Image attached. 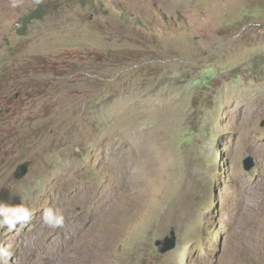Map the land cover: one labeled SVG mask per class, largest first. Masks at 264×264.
Masks as SVG:
<instances>
[{"label":"rangeland","instance_id":"1","mask_svg":"<svg viewBox=\"0 0 264 264\" xmlns=\"http://www.w3.org/2000/svg\"><path fill=\"white\" fill-rule=\"evenodd\" d=\"M11 5L0 201L33 215L6 264H264V0Z\"/></svg>","mask_w":264,"mask_h":264},{"label":"clouds","instance_id":"2","mask_svg":"<svg viewBox=\"0 0 264 264\" xmlns=\"http://www.w3.org/2000/svg\"><path fill=\"white\" fill-rule=\"evenodd\" d=\"M19 0H12V7H17ZM33 211L24 203L11 205L0 201V229L8 231L16 230L18 225L28 224L32 218ZM41 221L51 229H57L64 226L65 217L59 209L51 206L44 207L41 214ZM0 257L3 258L0 264H6L11 258V253L0 245Z\"/></svg>","mask_w":264,"mask_h":264},{"label":"water","instance_id":"3","mask_svg":"<svg viewBox=\"0 0 264 264\" xmlns=\"http://www.w3.org/2000/svg\"><path fill=\"white\" fill-rule=\"evenodd\" d=\"M244 163H245V167L247 169H250L257 164V160L253 156H248L245 158ZM30 164L31 161H24L20 163L16 168L15 177L17 178L24 177L29 171Z\"/></svg>","mask_w":264,"mask_h":264},{"label":"trees","instance_id":"4","mask_svg":"<svg viewBox=\"0 0 264 264\" xmlns=\"http://www.w3.org/2000/svg\"><path fill=\"white\" fill-rule=\"evenodd\" d=\"M45 12V9L43 7V5H39V7L37 9H35L34 11H32L30 14L27 15V17L25 18V23L30 22L31 20H33L34 18H41L43 16Z\"/></svg>","mask_w":264,"mask_h":264},{"label":"bare ground","instance_id":"5","mask_svg":"<svg viewBox=\"0 0 264 264\" xmlns=\"http://www.w3.org/2000/svg\"><path fill=\"white\" fill-rule=\"evenodd\" d=\"M90 217V216H89ZM90 220V219H89ZM87 224V223H86ZM86 226V225H85ZM25 252V251H24ZM47 252V251H46ZM33 253V252H32ZM45 257H40L39 259H32V260H30L27 264H43V259H44Z\"/></svg>","mask_w":264,"mask_h":264}]
</instances>
